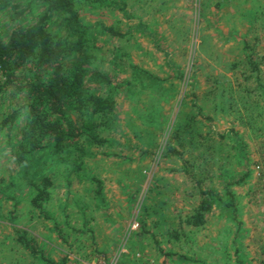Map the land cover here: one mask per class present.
<instances>
[{"label": "rangeland", "instance_id": "rangeland-1", "mask_svg": "<svg viewBox=\"0 0 264 264\" xmlns=\"http://www.w3.org/2000/svg\"><path fill=\"white\" fill-rule=\"evenodd\" d=\"M114 1L118 6L124 5L126 13L133 17L128 19L113 5ZM216 1L108 0L103 7L78 2L80 19L92 29L91 39L97 41L93 66L115 75L120 82H128L126 101H122V112L115 124L98 130V140L107 142L90 147L87 144L89 149L79 167L72 154L52 157L48 163L44 162L46 156L40 154L17 174L15 165L8 161L11 144L7 142L20 141L26 122L21 114L24 112H20L14 126L2 130L0 264H49L48 261L59 262L66 256L68 264H188L190 259L196 264L203 257L208 264H225L220 251L213 260L205 253L200 257L197 250L215 238L223 246L235 245L241 259H264V251L259 254L254 250L261 243L264 245L260 173L256 175L259 182L233 186L234 191L246 196L244 203L241 198L234 206L240 213L224 217L219 210L204 229L195 231L184 226L183 231L187 232H179L176 240L172 238L178 229L179 214L185 218L197 207L199 187L215 185V178L223 176L218 170L221 172L232 159L227 148L240 143L234 139L235 134L246 128L251 131L250 125L242 127L236 120L239 114L243 115L238 100L240 95L243 97L241 86L238 87L242 78L236 77L238 73L232 74V64L242 62L247 51H253L255 59H263L264 67V35L254 38L253 29L246 22L249 28L237 27L245 10L257 12V0H225L219 9ZM247 2L254 7L249 8ZM233 5L244 8L234 16ZM35 10L40 11L39 7ZM10 19L0 10L2 36L14 26ZM58 24L53 22L51 29H58ZM110 27L119 29L124 37H113L103 30ZM168 62L183 67L188 82L194 74V88L181 87L182 83L173 79ZM145 72L163 82L146 77ZM120 95L124 97V93ZM24 100V93L9 90L0 98V120L23 105ZM223 104L225 110L221 111ZM160 112L168 116L167 123ZM177 112L183 114L178 117ZM159 120H164L161 126L156 124ZM178 129L180 138L175 136ZM189 129L194 132L192 143L183 146L182 139H190L186 134ZM167 146L181 157L167 151ZM71 151L77 154L76 150ZM234 152L240 156V151ZM187 160L189 173L195 175L192 180L189 173L181 171ZM41 174L53 180V187L48 190L51 199L43 205L48 218L29 205V183ZM234 175L228 173L229 177ZM93 177L103 183L104 198L100 203L94 193L97 185L91 183ZM141 208H148L146 212L151 214H140ZM155 209L164 216L169 214L175 222L168 227L163 221L157 223ZM244 211L245 215H257L258 221L245 222L241 219ZM135 223L137 227H132ZM248 226L251 233L245 231ZM23 232L26 238L34 239L33 248L39 250L36 257L18 243L19 233ZM245 251L247 256L243 255Z\"/></svg>", "mask_w": 264, "mask_h": 264}, {"label": "trees", "instance_id": "trees-1", "mask_svg": "<svg viewBox=\"0 0 264 264\" xmlns=\"http://www.w3.org/2000/svg\"><path fill=\"white\" fill-rule=\"evenodd\" d=\"M78 2L103 7L108 0H0V10L11 18L9 23L14 24L6 35L0 34V72L4 79L0 85V98L6 96L12 88L18 93H24L25 96L23 105L0 120L1 134L3 129L16 124L20 112H24L21 114L26 118L25 125L20 131V141L15 144L7 142V145L11 144L8 161L15 165L17 174L24 171L28 163L31 160L35 161L40 154L46 156L44 162L47 161V163L49 160L51 162L52 157L57 159L62 154L65 157L72 154L75 157L76 166L83 165L82 158L87 148L89 149L93 144L107 142L98 140V130L115 124L122 112V101H126L128 82H120L115 75L93 66V60L96 58L94 46L97 41L95 38L91 39L92 29L80 19ZM114 2L113 5L120 8L119 10L128 19L133 17L126 13L124 5L118 6L116 1ZM222 2L225 0H217L215 7L221 8ZM38 7L39 12L35 10ZM53 22L59 23L58 29H51ZM103 30L113 37H124L117 28L110 27ZM116 51L118 49H115V53ZM245 58L242 62L233 63L231 68L239 70V74L243 76L246 83L254 80L261 90L260 97L264 99V86L261 81L263 72L260 69L263 59H255L253 51H247ZM167 64L172 69L173 79L182 83L181 87L194 88V74L193 80L188 82L183 67L172 62ZM120 66L123 64L120 63ZM247 73L251 74L247 75ZM143 74L157 80L158 83L163 82L147 72ZM165 81L167 82L168 79ZM133 82L134 79L130 84ZM121 93H124V97L120 95ZM120 98L121 101H119ZM240 105L244 110H248L249 117L253 121L255 119L253 106H256V101L249 99L248 103L241 102ZM160 107L162 108V105ZM198 107L200 112L201 107ZM224 110L225 105L223 109L221 107V111ZM181 114L183 113L177 112L178 117ZM159 116L163 117L167 123L168 116L164 112H160ZM163 122L164 120H159L156 124L161 126ZM179 131L180 129L175 135L179 136L178 138L182 134L179 135ZM193 133L189 129L186 134L190 135V139L184 141L183 138L181 145L192 143ZM170 141L168 140V144ZM87 144L89 147H86ZM72 149L77 151L76 155L73 154ZM169 150L174 152L175 149L167 146V151ZM175 154L181 157L180 153ZM187 163H189L188 160L183 161V168H181L185 174L189 173ZM189 177L191 180L195 178L194 173H189ZM238 177L239 175L236 179ZM247 177L246 173L241 180L225 183L222 189H215L210 185H204L203 189L199 187L200 201L197 207L185 218L179 214L178 229L175 230L172 238L176 240L179 232L185 233L183 225L194 229L203 227L206 217L214 210H221L223 214L228 212L229 207L241 200L236 191L232 190L233 186H242ZM91 183L97 185V190L94 192L96 200L99 201L98 203L102 202L103 183L94 177L91 178ZM29 184L32 189L29 205L39 215H46L48 218L43 205L51 199L48 190L53 187L52 177L41 174L32 177ZM261 190L264 197V191L262 188ZM12 200L16 202V199L12 198ZM161 205L162 203L158 207ZM104 206L109 207L103 205V208ZM147 209L144 211L141 208L140 214L143 211V214L150 215L151 213L146 212ZM236 212L238 213L237 210ZM140 214L138 217L141 216ZM26 235L24 232L19 233L17 241L24 248L31 250L30 253L36 257L39 250L33 248L34 239L26 238ZM48 263L68 264V257H63L59 262L48 261ZM133 264H138V261H134ZM261 264H264V261Z\"/></svg>", "mask_w": 264, "mask_h": 264}, {"label": "crops", "instance_id": "crops-1", "mask_svg": "<svg viewBox=\"0 0 264 264\" xmlns=\"http://www.w3.org/2000/svg\"><path fill=\"white\" fill-rule=\"evenodd\" d=\"M251 3L252 2H247L245 4H247L249 8L254 7V6H252L253 3L252 4ZM255 3H257V9H255V12L256 11L257 12L255 14H252L251 11L247 12L245 10V16H243V18L238 19L237 27H245V26H247L246 24H248L249 27H251V29H253L252 30L253 31V37L255 36L258 38L257 34L262 33L264 35V32L261 31V30H264V0L263 1L257 0V2H255ZM245 4H243V5H245ZM243 5H241V7H237V6L233 5V13L232 14L233 15L236 14V12H238L240 9L242 11V8H244ZM229 12H230V10H229ZM248 13H249V15H248ZM243 15H244V13H243ZM245 22H246V24H245ZM252 23H253V25H252ZM263 70H264V67L261 65V71H263ZM235 73L239 74V70H232V74L234 75ZM238 74H236L237 78H239V76H240V78L243 77L240 74L239 75ZM250 74L251 73H247V75H250ZM261 81L263 82V86H264V78H262ZM241 82L242 83L240 85V79H239L238 87L240 88V86H241V89H242L241 93H243V97L240 95L238 100L240 101L239 102V112L241 111L243 113V115L239 114L238 115L239 117H236V120L240 124H242V127L250 125L251 131L247 130V128L242 129L241 130L242 133H236L235 134L236 136H234L235 138L233 137L234 139L239 140L240 143L238 145H234L233 148L232 147L227 148V149H230V151L232 152V154H230V152L228 153L229 156L232 157V159L230 160L229 164L225 163V165H223V170L221 172H220V170H218V173H222L223 176L219 175V178H215V181H214L215 183H213L215 185L209 184L211 187H214L215 189H222L223 185L225 183L227 184L228 182L233 181L235 179V178L233 179L234 176L236 177L239 175V177L236 179V181L241 180L243 175L246 173H247L248 177L245 179H248V178L249 179L244 180V182L241 184L242 186H245V184L247 182H250V181L259 182V179L256 177V175L258 173H260V176H261L262 172L264 171V99L260 97L259 94H261V90H259V87L254 82V80H251L252 83L250 81L248 83H246L244 81V79L242 78ZM249 99L256 101V106L255 107L253 106V110L255 112V113L253 112L254 113L253 116L255 117V119L253 121L249 117L250 115L248 114V110L247 111L244 110L243 108H241V105H240L241 102H243V103L247 102L248 103ZM249 106H250V104L248 105L247 108H249ZM257 109H258V111H257ZM232 134L233 133L231 132V136H232ZM197 148H199V147L197 146ZM233 149L240 151V153H239L240 156L237 157L236 152H234ZM234 156L237 157L235 160L233 159ZM228 173L229 174H235V175L229 177ZM246 185H248V183ZM260 186H261V184H260ZM232 190H233V188H232ZM247 192L248 191H246V193ZM236 193H237V191H236ZM244 194L245 193L238 194L242 198V200H241L242 203H244V199L246 198V196L243 197ZM160 204H161V202H160ZM163 204H165V203H163ZM197 205H198V203H197ZM235 205H236V203L234 204V206ZM234 206L229 207L230 210L228 212H226L225 214L222 213L221 216L223 215L224 217H229L228 215L233 216L235 213H237ZM155 211H157V213L153 212V215H156L158 217L157 223L160 224V222L163 221L162 224H164L165 226L168 227V225H171L172 223L175 222L172 218H170L169 214L165 213V216H164L162 214L163 212L160 209H155ZM216 212H217V210H214V212L210 213L209 217H206L207 220H206L205 225L201 228L195 229V231H199L201 229H204L208 223V220L211 219L213 216H215ZM238 213H240V212L238 211ZM224 217H223V219H224ZM241 219H243L245 222L247 220L252 221V222H255L256 220L258 221L257 215L255 217L250 215V214L245 215V211L242 213ZM178 221H179V218H178ZM184 226H186V225H183V228H184ZM247 228L249 230L247 229L248 231L247 230H245V231L246 232L250 231V233H251L252 230L250 229V227L248 226ZM255 228H257V227H255ZM184 232H187V231L184 230ZM222 244L223 243L219 242L218 238H215L213 240V242H211V243L209 242L205 246H203V248L202 247L197 248V250L200 251L199 252L200 257H203L201 255V253H205L204 256L207 254L213 256L214 257L213 260L216 258L215 255L217 254V252L220 251V253L223 256V260H224L225 264H261L264 261L263 258L259 259L258 257H256L258 259L255 258V260L250 259V257L247 256L246 251L243 253V255L247 256V257L241 259L237 255V253L239 252V249H237V247L235 245H233V244L228 245L227 244L226 246H223ZM254 250H255V252H257L259 254L261 252H263L264 251L263 243L260 244V247L258 250L257 249H254ZM189 262H192V264H194L195 261L190 259ZM189 262H187V263L190 264ZM196 264H208V263H206L204 261V257H203V261L196 262Z\"/></svg>", "mask_w": 264, "mask_h": 264}, {"label": "built area", "instance_id": "built-area-1", "mask_svg": "<svg viewBox=\"0 0 264 264\" xmlns=\"http://www.w3.org/2000/svg\"><path fill=\"white\" fill-rule=\"evenodd\" d=\"M3 76H2V74H1V72H0V85L2 84V82H3ZM261 188L263 189V191H264V171L262 172V174H261ZM264 209V208H263ZM262 222H263V224H264V210H263V212H262ZM137 227V224L135 223V224H133L132 225V227ZM135 229V228H134ZM111 264H114V263H111ZM149 264H155L154 262H150Z\"/></svg>", "mask_w": 264, "mask_h": 264}]
</instances>
